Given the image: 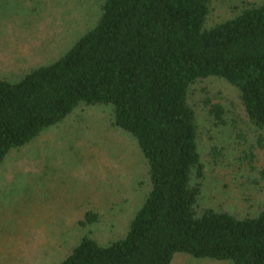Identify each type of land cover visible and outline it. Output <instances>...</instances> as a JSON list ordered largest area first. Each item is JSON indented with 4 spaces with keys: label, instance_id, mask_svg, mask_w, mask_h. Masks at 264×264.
<instances>
[{
    "label": "trees",
    "instance_id": "trees-1",
    "mask_svg": "<svg viewBox=\"0 0 264 264\" xmlns=\"http://www.w3.org/2000/svg\"><path fill=\"white\" fill-rule=\"evenodd\" d=\"M207 28L211 0H103L96 25L51 64L0 79V165L80 107H109L112 126L146 162L150 190L125 235L107 245L83 236L59 264H172L177 254L264 264V207L253 216L198 212L203 166L188 99L203 80L238 92L264 131V0H242ZM222 123L224 109L208 104ZM196 182H193L195 181ZM86 211L81 228L98 222Z\"/></svg>",
    "mask_w": 264,
    "mask_h": 264
},
{
    "label": "rangeland",
    "instance_id": "rangeland-1",
    "mask_svg": "<svg viewBox=\"0 0 264 264\" xmlns=\"http://www.w3.org/2000/svg\"><path fill=\"white\" fill-rule=\"evenodd\" d=\"M262 2V0H254ZM103 0H0V79L64 55L99 18ZM242 0H211L206 27L239 13ZM203 166L198 212L253 216L264 207V131L251 126L238 92L210 78L189 95ZM224 109L222 123L209 106ZM109 107H80L0 165V264H59L83 236L122 238L150 183L136 142L112 126ZM193 182H196L193 181ZM86 211L98 222L81 228ZM172 264H232L175 255Z\"/></svg>",
    "mask_w": 264,
    "mask_h": 264
}]
</instances>
